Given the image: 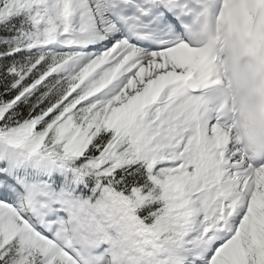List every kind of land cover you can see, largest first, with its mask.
<instances>
[{"label":"snow or ice","instance_id":"obj_1","mask_svg":"<svg viewBox=\"0 0 264 264\" xmlns=\"http://www.w3.org/2000/svg\"><path fill=\"white\" fill-rule=\"evenodd\" d=\"M252 3L0 0V264H264L207 47Z\"/></svg>","mask_w":264,"mask_h":264},{"label":"clouds","instance_id":"obj_2","mask_svg":"<svg viewBox=\"0 0 264 264\" xmlns=\"http://www.w3.org/2000/svg\"><path fill=\"white\" fill-rule=\"evenodd\" d=\"M207 47L221 79L211 104L230 116L241 152L264 159V4L253 0L241 32L214 26Z\"/></svg>","mask_w":264,"mask_h":264}]
</instances>
